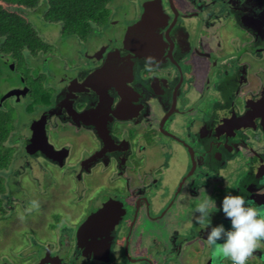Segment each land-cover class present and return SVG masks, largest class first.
<instances>
[{"label":"flooded vegetation","instance_id":"af4514ba","mask_svg":"<svg viewBox=\"0 0 264 264\" xmlns=\"http://www.w3.org/2000/svg\"><path fill=\"white\" fill-rule=\"evenodd\" d=\"M107 5L105 23L86 36L73 35L82 61L73 66L71 76H46L37 69L30 86L25 80L8 92L16 102H40L25 128L24 148L16 141L7 143L11 157L2 170L7 186L0 205V246L9 236L5 230L25 224L55 235L41 239L31 232L33 240L18 252L12 244L9 252L0 251V264H190L207 243L194 219L195 205L186 207L184 237L167 230L164 239L157 235L163 219L180 213L176 206L181 191L192 204L210 195L219 205L225 192L246 190L247 202L264 208V80L251 74L254 65L264 69V0H142L137 18L132 19L136 14L131 12L132 21L126 25L111 17L109 1ZM107 23L116 33L95 41L91 32L105 30L102 25ZM189 30L207 31L201 32L199 47L191 45ZM223 30L230 34L223 37ZM90 34L93 41L88 40ZM231 40L229 53L234 54L220 61L218 51ZM49 52L36 49L30 56L39 61L40 54ZM8 59L14 70L15 63ZM194 89L201 98L207 92L217 99L198 105ZM181 94L186 102L180 101ZM82 132L90 147L78 155L70 142L51 141ZM152 152L160 154L153 157ZM98 164L114 172L110 179L105 175L111 185L88 197L92 205L77 219L49 223L47 215H70L64 213L60 198L71 189L54 181L72 175L79 185L70 204L81 205L88 193V186L81 185L83 176H90ZM50 165L65 171L58 173ZM24 170L32 186L21 199L16 196L24 192L14 187L27 178L25 174L17 180ZM33 173L38 178L31 181ZM14 200L26 213L37 205L35 218H18ZM66 200L71 201V195ZM49 203L61 210L48 213ZM144 223L151 226L144 228ZM206 253L211 258L203 264L212 260L210 247ZM258 260L264 264V242L247 261Z\"/></svg>","mask_w":264,"mask_h":264},{"label":"rangeland","instance_id":"374dc122","mask_svg":"<svg viewBox=\"0 0 264 264\" xmlns=\"http://www.w3.org/2000/svg\"><path fill=\"white\" fill-rule=\"evenodd\" d=\"M136 1L138 3H140V1H142V0H133V1H131V0H109V5H110L109 10H110L111 17H115V19H117L119 21V23H122V25H126L128 22L132 21V19L137 18L138 15H137L136 10H137L138 3ZM106 6L108 7L107 3H106ZM10 8L12 9L14 7L11 6ZM139 10L140 9L138 7V11ZM131 12H132V16L134 14H136V16L132 19H131L132 16H130ZM26 14L29 17V20L32 23L34 29L38 32V35L50 44V48H49L50 52L48 54H43V53L40 54L39 55L40 58H43V59H41L39 61L33 59L30 56V53L26 52L23 54L24 59L22 60V62L15 64L14 70H9L7 56H5L3 54H2L3 56L0 55V101L2 100L3 94L8 93L9 90H11L13 87H21V85L23 84L22 83L23 81L26 80L25 81V82H27L26 84L28 86H30L29 84H30V82H32L31 79L33 77H35L34 75L37 74V69L46 73L45 74L46 76H51L52 74L54 76V74H55L58 77V76H63V75H65L64 73H66L68 75L67 77H69L75 71L74 69H72L73 66H75L76 64H78L79 62L82 61V59L78 53V49L80 47V44L76 38H74L73 36H64L61 33L60 26L56 23L43 22L42 18H41V13H38L35 10H32V11L27 10ZM102 28L105 30H97L98 32L97 31L95 32V30H93L91 32L92 35L95 38H97L95 41H99L100 38H101V40L103 39L104 41H106L109 37H111V35L113 33H116L115 32L116 30H114L113 27L109 26V23L102 25ZM121 32H122V30H119V33H121ZM189 32L191 35L190 36V42H191V45L193 47L194 46L199 47V41L202 38L201 32H203L204 34H207L206 30H189ZM227 34L229 35L230 33L227 32V30H223L221 35L224 37ZM92 35L90 34L89 39H88L89 41H93ZM231 42H232V40L225 44L226 49H221L218 51V53L220 54V59H219L220 61L222 58L229 57V55L234 54V53H229L231 51L230 50L231 44H232ZM226 45L229 47L227 48ZM80 49H82V48H80ZM8 60L10 61V59H8ZM230 63H231V61H230ZM251 74L254 76L255 80L256 79L257 80H261V79L264 80V69L261 70L257 65L253 66ZM256 74H257V76H255ZM258 74H259V77H258ZM26 75H28V76H26ZM38 84H41V82ZM51 84L56 85V82L53 80ZM36 90H37V92H41L40 89H36ZM199 95H200V92L196 91V89H194L192 96L198 105H201V104L211 105V103L214 104V99H217V97H215V96L208 95L207 92H205V94L202 98L199 97ZM184 96L185 95L181 94V96L179 97L180 101L186 102V99ZM29 101H30V99L25 98L24 100L22 99L21 102H16V101H14V99L10 98V96H9L6 99V102L3 104L4 106L2 105L3 107H6V108L13 107V115H12V120H11L13 127L11 129L10 135L7 137L6 140H7V142L9 141L10 143H12L14 145H15V141L18 142L19 149L24 148V142H25L24 140L25 139H24L23 135L28 134V132H27L28 130L25 131V128H27V125L29 123V118L32 115L34 116V114L37 113V111L39 110V104L38 103L40 102V98L36 99L34 101V103H31ZM1 103L2 102H0V104ZM35 103H37V104L35 105ZM27 106H30L32 108H27ZM58 134H59V132H58ZM21 136H22V138H21ZM19 138H21V140L17 141ZM51 141L53 143H57V145H59L60 143L70 142L72 144V149H73V152L75 153V155L80 154V152H82V150H89V147H90V143H89L90 139L88 138L87 135L83 134V132L74 134L71 138L66 137V136H62V137H58L57 140L51 139ZM157 154L159 155L160 152H157V153L154 152L153 157H154V155L157 156ZM149 156H150V154H149ZM148 161H149V158L143 159L142 160V166H147ZM50 167L54 171H57L58 173L65 171V170H62L60 168H55L51 165H50ZM17 168H15V170ZM23 172L24 173L21 174L17 178V180H20L21 177H23L25 174H26L25 176L27 178H23L21 181V184L16 183L14 190L15 191L20 190V193L24 192V194H25V188H28L30 185L32 186V183L29 182V178L27 176V171L24 170ZM113 174H114L113 171H110V170L104 171V168H102L101 164H98L90 176H87V178H86V176L84 175L83 180L85 182L82 181L81 185L82 186L83 185L88 186V193L86 194L84 199L80 200L81 205H76L74 203L70 204L71 202L75 201V195H73V189L79 185L78 182H76V180L73 179V176L70 175V177H66V179H64V180H62L61 178H58L59 180H56L54 182L62 181L61 183L65 184L68 188L71 189L67 193H64V195H63L64 198L63 197H61L62 199L60 198V203L64 207L63 208L64 210L63 209L62 210L67 215L70 213V215L67 217H64V215H63L62 218H56L55 216L53 217V215H55V214L47 215V218H46V219H48L47 221L49 223H51V221H50L51 219H58V220L59 219H69V218L70 219H77V217L85 210V208L88 209V207L92 205V202L90 203L89 198L93 197L95 194L98 196L100 193V189H102L103 187L105 188V187H108L111 185V184L109 185V181L105 175H110L109 176V179H110V177ZM33 176H34L33 178H30L31 181H34L35 178H38L37 173H33ZM115 180H116L115 181L116 183L120 181L119 184L122 181L121 179L117 180L116 178H115ZM192 183L193 182H190L189 185H191ZM19 184H20V187H19ZM123 184H124V182L122 181V185ZM70 195H71V201L67 202L66 199ZM27 196H28L27 194H25L24 196H21V195L18 196L17 195L16 198L23 199L25 197L27 198ZM13 197H15V196H13ZM179 198H181V199L179 200ZM189 198L190 197L186 196V192H184V191H181L180 194H178L177 201L179 200L180 205H178L176 207H178V209L180 211L184 212V213L183 212L180 213L182 216L188 211L186 209L187 206L195 205V203H196V201L194 204L190 203ZM14 202H15V205H12V209H15L14 214L17 215V217L19 215L18 218H21L25 222L32 221L35 218V217L34 218H32V217L36 216V214L38 213L37 205L34 206L35 209L33 212H31L29 210L26 213L25 211H23L19 208V206H21V204H19L15 200H14ZM89 203H90V205H89ZM174 204H175V202H174ZM62 206L59 207V205H57L56 203H54V204L49 203L48 207H49V209H51L52 212H48V213H50V214L55 213V209H56V211H59V209L61 210ZM79 207L82 210L78 209L79 211H74L75 209H77ZM192 207H194V206H192ZM212 212L214 213V215H212V218H214L215 215L217 217L218 216L221 217L222 213H220L219 211H212ZM177 213H179V211ZM61 214H63V213H61ZM212 222H213V220H212ZM72 223H73V221H72ZM18 224H19L18 221H14L13 225H18ZM150 226H151V224H149V223H148V225H146V223H144L142 225V227H144V228L150 227ZM164 227L165 226L160 225L158 227L159 231H157L158 237L159 238L162 237V239H164L163 237L165 236V233H166ZM32 228L33 227L31 225L25 224L24 227L19 226L18 228H15V230L13 228H9L8 230H5V231H7V234L9 236L4 241V243H2V245L0 246L1 253H6V252H9L11 250L10 247L8 246L9 244H12L13 250L16 252H18L19 248H23L24 246L29 245L30 242L33 240V239H31V236H30L31 232L33 234H37V236H39L41 239H43L44 236H50V238H51L55 235V231H51V230L38 231L35 228L34 229H32ZM12 230H14V231H12ZM10 233H12V234H10ZM159 235H161V237ZM28 239L30 240V242H27ZM162 239H159V240H162ZM162 246H164V245L162 244L161 246L157 247L159 252H160ZM208 247L209 246L207 245V243H205V248H204V251L202 252V255L198 254L197 258H190L189 263L195 264V262H197V264H201V263L203 264L204 259L211 258V256L210 255L207 256V253H206L208 250ZM172 256H174V255H172ZM159 257H160L159 260H162V262L164 263L163 256L160 255ZM192 257H196V256L193 255ZM15 258H17V255L15 256ZM174 259H176L175 256H174ZM211 262H209V264H228L229 263L228 260L220 261L216 257L214 258V256H212ZM257 262H258V264H261L260 260H258ZM246 264H252V263H249L248 261H246Z\"/></svg>","mask_w":264,"mask_h":264},{"label":"trees","instance_id":"16d2710c","mask_svg":"<svg viewBox=\"0 0 264 264\" xmlns=\"http://www.w3.org/2000/svg\"><path fill=\"white\" fill-rule=\"evenodd\" d=\"M107 1L109 0H0V53L17 64L22 62L26 52L49 50L50 44L38 35L26 14L27 10L41 13L43 22L58 24L64 36H86L91 29L105 23ZM11 6L14 8L11 9ZM3 106L0 104V205L6 185L2 170L7 167L11 157L6 139L13 127V108Z\"/></svg>","mask_w":264,"mask_h":264},{"label":"clouds","instance_id":"9594fccd","mask_svg":"<svg viewBox=\"0 0 264 264\" xmlns=\"http://www.w3.org/2000/svg\"><path fill=\"white\" fill-rule=\"evenodd\" d=\"M218 207L228 221L212 224L211 210ZM195 222L205 231L207 245L212 255L231 264H246L248 258L264 242V208L251 206L247 202L246 190L227 191L217 205L214 197L205 195L193 208Z\"/></svg>","mask_w":264,"mask_h":264},{"label":"crops","instance_id":"0c3cea01","mask_svg":"<svg viewBox=\"0 0 264 264\" xmlns=\"http://www.w3.org/2000/svg\"><path fill=\"white\" fill-rule=\"evenodd\" d=\"M183 212V211H180V213ZM180 213H177V214H173L169 219H167V226H165L163 224V222L165 223V219L162 220V224L163 226L165 227H168L165 229L167 230V232H170L171 235L172 233H176L175 234V237L181 239L182 237H184V228L185 226L188 224V218H187V215H189V211H187L183 216L180 214ZM184 213V212H183ZM173 231V232H172ZM170 235V236H171Z\"/></svg>","mask_w":264,"mask_h":264},{"label":"water","instance_id":"95a60500","mask_svg":"<svg viewBox=\"0 0 264 264\" xmlns=\"http://www.w3.org/2000/svg\"><path fill=\"white\" fill-rule=\"evenodd\" d=\"M12 94L11 93H8V94H6L3 98H2V100L0 101V102H2L5 98H7V97H9V96H11ZM260 196H261V194H259ZM263 195H264V193H263ZM219 223H222V224H224V226L227 228L228 227V221L224 218V216H222V217H215L214 218V224H219ZM84 226V225H83ZM205 232V231H204ZM203 232V233H204ZM200 236V235H199ZM201 237H202V239H204L205 241H206V239H205V235L203 236V235H201ZM197 240V239H196ZM257 249V248H256ZM256 249L254 250V251H256Z\"/></svg>","mask_w":264,"mask_h":264}]
</instances>
